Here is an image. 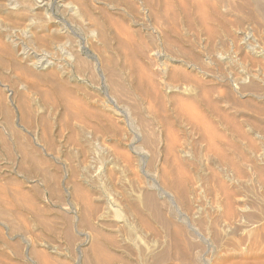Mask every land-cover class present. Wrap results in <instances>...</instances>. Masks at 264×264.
Wrapping results in <instances>:
<instances>
[{
    "label": "rangeland",
    "instance_id": "1",
    "mask_svg": "<svg viewBox=\"0 0 264 264\" xmlns=\"http://www.w3.org/2000/svg\"><path fill=\"white\" fill-rule=\"evenodd\" d=\"M148 1L0 0V264H264V21ZM189 52L206 70L167 90Z\"/></svg>",
    "mask_w": 264,
    "mask_h": 264
},
{
    "label": "bare ground",
    "instance_id": "2",
    "mask_svg": "<svg viewBox=\"0 0 264 264\" xmlns=\"http://www.w3.org/2000/svg\"><path fill=\"white\" fill-rule=\"evenodd\" d=\"M73 1H74V0H73ZM75 1H76L75 3H77L78 6L80 5V7L83 8L84 4L81 2V0H75ZM154 1H155V0H154ZM158 1H159V0H158ZM158 1H157V3L155 4L156 6H154V7H156V8H159V7H160ZM163 1H164V0H163ZM165 1H166V0H165ZM167 1H168V0H167ZM170 1H171V0H169L168 2H170ZM172 1H173V0H172ZM205 1H206V4L209 2V1L207 2V0H205ZM205 1H203L204 4H205ZM230 1H232V0H230ZM234 1H235V0H234ZM234 1H233V2H234ZM237 1H238V0H237ZM239 1L241 2V0H239ZM239 1H238V2H239ZM242 1H243V0H242ZM144 2L146 3V0H144ZM148 2H150V0H149ZM148 2H147V3H148ZM155 2H156V1H155ZM185 2H187V1L185 0ZM190 2H191V1H190ZM190 2H189V3H190ZM194 2H195V0H194ZM200 2H202V0H201ZM238 2H237L234 6H236V5L238 4ZM240 2H239V3H240ZM243 2H244V1H243ZM71 3H72V2H71ZM75 3H73V5H74ZM129 3H131V2H129ZM153 3H154V2H153ZM173 3H176V2L174 1ZM179 3H180V2H179ZM182 3H183V2H182ZM187 3H188V2H187ZM196 3H199V2H196ZM196 3H193L194 5H193V4H190V5H192V6L195 8V10H196V5H195ZM203 3H202V4H203ZM209 3H210V2H209ZM209 3H208V4H209ZM244 3H245V5H246V3H250L251 6H252V5L255 6V8L252 6L253 9H254V10L256 9L254 13H253V12L250 13L251 11H249V14L247 15V18H248V19H250V20L253 21L254 19H256V18L258 19V17H260V18L262 19V21H264V3L260 2V1H257V0H255V1H254V0H252V1H251V0H245ZM244 3H243V4H244ZM160 4H161V3H160ZM163 4H164V3H163ZM168 4H169V3H168ZM171 4H172V2H171ZM171 4H170V5H171ZM177 4H178V3H177ZM185 4H186V3H185ZM204 4L202 5V7L204 6ZM228 4H229V3H228ZM7 5H9V4H7ZM127 5H130V4H127ZM131 5L133 6V4H131ZM151 5H152V4H151ZM175 5H176V4H175ZM186 5H188V4H186ZM190 5H188V6H190ZM197 5H200V3L197 4ZM209 5H211V4H209ZM229 5H230V4H229ZM241 5H242V3H241ZM13 6H16V5L14 4ZM148 6H149V8L151 7L150 5H148ZM161 6H162V5H161ZM179 6H180V4H179ZM184 6H185V5H184ZM231 6H232V4H231ZM237 6H238V5H237ZM237 6H236V8H237ZM242 6H244V5H242ZM246 6H247V8H248V5H246ZM251 6H250V7H251ZM73 7H74V6H73ZM152 7H153V6H152ZM169 7H170V6H169ZM171 7H173V6H171ZM174 7H175V6H174ZM177 7H178V6H176V9H177ZM200 7H201V6H199V8H200ZM239 7H240V4H239ZM250 7H249V8H250ZM70 8H71L72 10H74V9L72 8V4L70 5ZM75 8H76V7H75ZM81 8H80V9H81ZM160 8H161V7H160ZM179 8H180V7H179ZM179 8H178V9H179ZM186 8H187V7H186ZM186 8H185V9H186ZM191 8H192V7H191ZM232 8H233V6H232ZM249 8H248V9H249ZM76 9H77V8H76ZM161 9H163V7H162ZM173 9H175V8H173ZM180 9H184V8L181 7ZM188 9H190V8L188 7ZM188 9H186V10L188 11ZM192 9H193V8H192ZM197 9H198V6H197ZM201 9H202V8H201ZM242 9H243V8H242ZM244 9H245V8H244ZM248 9H246V10H248ZM16 10H17V9H16ZM193 10H194V9H193ZM199 10H200V9H199ZM211 10L213 11V9H211ZM239 10H241V8H240ZM239 10H238V11H239ZM249 10H252V9H249ZM155 11H157V10L155 9ZM155 11H154V12H155ZM159 11H160V10H159ZM164 11H165V9H164L163 12H162L163 14H164ZM175 11H176V10H175ZM175 11H174V12H175ZM183 11H184V10H183ZM183 11H182V12H183ZM190 11H192V10H190ZM200 11H201V10H200ZM215 11H216V9H214V12H215ZM71 12H72V11H71ZM157 12H158V11H157ZM182 12H181V13H182ZM184 12H185V11H184ZM192 12H193V11H192ZM192 12H191V13H192ZM195 12H196V11H195ZM195 12H194V14H193V13H192V14L196 16V14L198 13V11H197L196 14H195ZM203 12H204V11H203ZM214 12H212V13H214ZM216 12H217V11H216ZM18 13H19V12H18ZM99 13H100V12H99ZM155 13H156V12H155ZM167 13H170V14H173V15H174V13H172L171 11H170V12L168 11ZM177 13H178V12H177ZM177 13H176L174 16H172V15H171V16H172V17H175L176 15H178ZM204 13H205V12H204ZM204 13H203V14H204ZM239 13H241V12L239 11ZM242 13H243V11H242ZM104 14H105V13H104ZM149 14H150V13H149ZM149 14H148V15H149ZM159 14H160V13H159ZM170 14H168V15H170ZM183 14H184V13H183ZM185 14H186V13H185ZM185 14H184V15H185ZM199 14H201V12H200ZM203 14H201V15L204 16ZM207 14H208V13H207ZM244 14H245V13H243L242 15H244ZM152 15L154 16V14H152ZM152 15H151V16H152ZM164 15H165V16L167 15V14H166V11H165V14H164ZM168 15H167V16H168ZM184 15H183V16H184ZM190 15H191V14H190ZM197 15H198V14H197ZM149 16H150V15H149ZM155 16H156V15H155ZM158 16H159V15H158ZM202 16H201V17H202ZM205 16H206V15H205ZM205 16H204V17H205ZM110 17H111V16H110ZM178 17H179V16H177V18H178ZM181 17H182V16H181ZM187 17H188V15H187ZM190 17H192V15H191ZM204 17H202L203 20L206 19V17H205V18H204ZM208 17H209V16H208ZM241 17H242V16H241ZM167 18H169V17H166V19H167ZM184 18H186V15H185V17H183V19H184ZM202 18H201V20H202ZM245 18H246V17H245ZM164 19H165V17H164ZM166 19H165V21H166ZM174 19H175V18H174ZM178 19H179V18H178ZM189 19L191 20V18H189ZM199 19H200V17H199ZM208 19H209V18H208ZM261 19L254 20L255 24H256V21H260ZM89 20H90V19H89ZM106 20H107V18H106ZM114 20H116V19H114ZM168 20H169V19H168ZM168 20H167V21H168ZM171 20H172V19H171ZM171 20H170V21H171ZM184 20H185V19H184ZM184 20H183V21H184ZM190 20H188V22H190ZM195 20H197V18H196ZM201 20H198V21H199L198 23L203 24V23H202L203 21H201ZM210 20H211V19H210ZM210 20H209V22H210ZM246 20H247V19H246ZM94 21H95V20H94ZM156 21H157V20H156ZM170 21H169V22H170ZM172 21H173V20H172ZM186 21H187V20H186ZM200 21H201V22H200ZM206 21H207V19H206ZM206 21L204 22V24H205V23L207 24ZM244 21H245V20H244ZM108 22H109V21H108ZM159 22H160V21H159ZM174 22H175V21H174ZM178 22H179V21H178ZM191 22H192V21H191ZM191 22H190V23H191ZM193 22H194V19H193ZM89 23H90V21H89ZM105 23H106V22H105ZM155 23H156V22H155ZM167 23H168V22H167ZM176 23H177V22H175V25H176ZM185 23H186L187 25H189V27L192 26V25H191L192 23H191V24H189V23H187V22H185ZM198 23L196 22V24H198ZM216 23H217V22H216ZM239 23H240V22H239ZM247 23H248V22H247ZM260 23H261V22H260ZM156 24H157V23H156ZM172 24H173V23H172ZM177 24H179V23H177ZM200 24H199V25H200ZM240 24H241V23H240ZM250 24H251V23H250ZM250 24H249V25H250ZM263 24H264V23H263ZM263 24H262V27H264ZM153 25H154V24H153ZM165 25H166V24H165ZM165 25H163V26H165ZM222 25H223V24H222ZM235 25H236V24H235ZM237 25H239L238 22H237ZM241 25H242V24H241ZM94 26H95V27H96V26H99L98 22H97V23L94 22ZM94 26H93V27H94ZM107 26H108V25H107ZM111 26H112V25H111ZM170 26H171V23H170L169 27L167 26V27H168V30H171V31H170V33H171V32H172V29H170ZM173 26H174V25H173ZM177 26H178V25H177ZM201 26H203V25H201ZM205 26H207V25H205ZM251 26H252V25H251ZM25 27H26V26H25ZM95 27H94V28H95ZM156 27H159V26L157 25ZM156 27L154 26L153 29H154V28L156 29ZM167 27H166V28H167ZM175 27H176V26H175ZM242 27H243V25H242ZM22 28H23V27H22ZM172 28H173V27H172ZM203 28H205V27H203ZM203 28H202L201 30H203ZM207 28H208V27H206L205 29H207ZM209 28H210V27H209ZM209 28H208L207 31H209ZM197 29H200V27L197 28ZM211 29H212V28H211ZM159 30H160V29H159ZM174 30H175V29H174ZM174 30H173V33H172V34L175 33ZM185 30H186V29H185ZM201 30H200V31H201ZM213 30H214V29H213ZM222 30H223V29H222ZM52 31H53V30H52ZM58 31H59V30H58ZM187 31H188V30H187ZM251 31H252V30H251ZM127 32H128V31H127ZM161 32H162V31H161ZM204 32H206V30H204ZM211 32H212V34H213V31H212V30L209 31V32L206 33V34L210 37V36H211ZM214 32H215V30H214ZM62 33H63V32H62ZM125 33H126V32H125ZM125 33H124V34H125ZM170 33H169V34H170ZM176 33H177V32H176ZM181 33H182V31H181ZM235 33H236V32H235ZM243 33H244V32H243ZM252 33H253V32H251L250 34H252ZM32 34H33V33H32ZM169 34H168V35H169ZM172 34H171V35H172ZM204 34H205V33H204ZM204 34H203V35H204ZM215 34H216V33H215ZM215 34H214V35H215ZM240 34H242V33L240 32ZM245 34H246V31H245ZM247 34H248V32H247ZM250 34H249V35H250ZM196 35H197V34H196ZM207 35H206V38H205V39H207V38L210 39ZM242 35L245 36L244 34H242ZM124 36H125V35H124ZM127 36H128V34H127ZM130 36H131V35H130ZM162 36H163V35H162ZM172 36H173V35H172ZM175 36H176V38H175L176 41L179 43V42H180L179 40H181V39H180L181 36H180V35H177V34H176ZM198 36H199V34H198ZM33 37H34V36H33ZM53 37H54V35H53ZM128 37H129V36H128ZM166 37H167V35H165V39H166ZM196 37H197V36H196ZM202 37H203V36H202ZM234 37H235V36H234ZM248 37H249V36H247V38H248ZM162 38L164 39V37H162ZM168 38H169V37H168ZM168 38H167V39H168ZM172 38H173V37H172ZM172 38H171V39H172ZM236 38H237V37H235V39H236ZM243 38L246 39V36L243 37ZM47 39H48V38H47ZM129 39L132 40V37H130ZM171 39H170V40H171ZM175 39H173V41H175ZM198 39H199V38H198ZM198 39H196V40H198ZM203 39H204V37H203ZM205 39H204V40H205ZM211 39H214V37H211ZM245 39H244V40H245ZM248 39H249V38H248ZM38 40H39V39H38ZM40 40H41V39H40ZM42 40H43V39H42ZM53 40H54V39H53ZM127 40H128V39H127ZM168 40H169V39H168ZM168 40H167V41H168ZM242 40H243V39H242ZM124 41H126V40H124ZM163 41H164V40H163ZM176 41H175V42H176ZM205 41H206V40H205ZM205 41H204V42H205ZM207 41H208V40H207ZM209 41H211V40H209ZM233 41H235V40L233 39ZM236 41L239 42V40H236ZM41 42H42V41H41ZM129 42H130V41H129ZM131 42H132V41H131ZM165 42H166V41H165ZM165 42H163L164 46H165ZM177 42H176V43H177ZM182 42H183V40H182ZM211 42H212V41H211ZM39 43H40V42H39ZM42 43H43V42H42ZM52 43H53V42H52ZM127 43H128V42H127ZM168 43H169V42H168ZM171 43H172V42H171ZM209 43H210V42H209ZM236 43H237V42H236ZM45 44H46V42H45ZM166 44H167V43H166ZM207 44H208V43H206V44L203 45V46L205 47ZM213 44H214V43H213ZM237 44H238V43H237ZM237 44H236V45H237ZM46 45H47V44H46ZM172 45H173V43H172ZM245 45H247V44H245ZM245 45H244V46H245ZM190 46H191V45H190ZM208 46H209V45H208ZM211 46H212V45H211ZM211 46H209V47H211ZM42 47H43V46H42ZM170 47H171V46H170ZM191 47H193V46H191ZM214 47H215V45H214ZM214 47H212V48H214ZM237 47H238V46H237ZM247 47H248V46H247ZM130 48H131V47H130ZM206 48H207V47H205L204 49H206ZM238 48H239V47H238ZM251 48H253V47H251ZM157 49H158V48H157ZM163 49H164V48H163ZM163 49H162V50H163ZM202 49H203V47H202ZM236 49H237V48H236ZM254 49H255V48H254ZM256 49H258V48H256ZM166 50H167V48H166ZM179 50H180V49H179ZM184 50L187 52L186 49H184ZM184 50H182V51H184ZM188 50H189V49H188ZM191 50H192V48H191ZM193 50H195L194 47H193ZM209 50H210V51H209ZM209 50H208V52L205 51V52H206V55H207V56H205L206 59H208V61H213V60L215 61V59L212 60V56H216L219 52L217 53V52H216L217 50L215 49V52L217 53V54L215 55L212 49H209ZM211 50H212V51H211ZM237 50H239V49H237ZM241 50H242V48H241ZM243 50H244V48H243ZM155 51L158 52V50H155ZM171 51H173V49H172ZM182 51L180 50L179 52H182ZM166 52H167V51H166ZM197 52L199 53V51H197ZM240 52H241V51H240ZM245 52L247 53L248 51L245 50ZM249 52H250V51H249ZM163 53H164V52H163ZM171 53L174 54L175 52H174V53L171 52ZM190 53H191V52H189V56L186 55L187 57H184L185 60H183V59L181 58L183 61H178V60H179V56L177 57L178 60H177V59L174 60L175 62H178V64L180 65L179 67H180L181 69H183V68L185 67L184 69H186V70H181V69L178 68V69H179V72L175 71V72L173 73V72H172L173 70L171 69V70H172V71H171V75H172V73H173V75H172L171 77H169L170 75H168V77H169L170 79L167 80L168 82L166 81L167 83L164 84V86L167 87V90H168L169 88H171V89H177V90L181 89V88H180V84H178V83L185 84V85H186V83H188L187 85H189V83L192 82V85L194 86V84L197 83V82H195L196 79H197V78L195 79V77H196V76H194L195 73H198V71H202V70L204 71V70H206V69L204 68L205 66L203 67V64H202V63H204L205 60L202 62V61H201L202 59H201L200 57H198V55H197V56H196V55H193L194 53H193L192 55H190ZM198 53H197V54H198ZM200 53H202V52H200ZM155 54H156V53H155ZM177 54H178V53H177ZM179 54H181V53H179ZM179 54H178V55H179ZM182 54L184 55L185 53L182 52ZM187 54H188V53H187ZM195 54H196V53H195ZM204 54H205V53H204ZM204 54H203V55H204ZM222 54H223V53H222ZM252 54H253V53H252ZM170 55H171V54H170ZM250 55H251V52H250ZM165 56H166V55H165ZM167 56H168V55H167ZM172 56L175 57L174 55H172ZM201 56H202V55H201ZM219 56H220V54H219ZM173 57H172V58H173ZM181 57H182V56H181ZM221 57H222V56H221ZM221 57H220V60H221ZM251 57H252V56H251ZM175 58H176V57H175ZM199 58H200L201 60H199ZM202 58H203V57H202ZM217 58H218V57H217ZM21 59H22V58H21ZM170 59H171V58H170ZM218 59H219V58H218ZM218 59H216V60H217L216 62L219 61ZM245 59H246V58H245ZM38 60H39V59H38ZM172 60H173V59H172ZM40 61H41V59L39 60V62H40ZM199 61H201L202 63H200ZM244 61H245V60H244ZM244 61H243V62H244ZM249 61H250V63L248 64V67H249V70H250V72H251L252 74H253V72H256L257 70H259V68L264 70V64L262 65V64L257 63L258 60L252 58V59H250ZM249 61H248V62H249ZM259 61H262V59H260ZM32 62H33V61H32ZM34 62H35V61H34ZM36 62H38V61H36ZM216 62H215V63H216ZM205 63H206V62H205ZM246 63H247V62H246ZM246 63H245V64H246ZM261 63H262V62H261ZM206 65L208 66L209 64H206ZM43 66H44V65H43ZM136 67H137V66H136ZM138 68H139V67H138ZM172 68H173V67H172ZM245 68H246V70H247V67H245ZM256 68H258V69H256ZM174 70H176V69H174ZM180 70L182 71V73H180ZM255 70H256V71H255ZM142 71H143V70H142ZM138 72H139V71H138ZM250 72H249V73H250ZM259 72H260V71H259ZM261 72H262V71H261ZM66 73H67V72H66ZM191 73H194V75H192ZM246 73H247V72H246ZM256 73H258V71H257ZM260 74H261V73H259V75H260ZM145 75H146V74H145ZM255 75H256V74H255ZM255 75H254V76H255ZM246 76H247V75H246ZM246 76H245V77H246ZM262 76H263V75L261 74V77H262ZM140 77H141V76H140ZM153 77H154V76H153ZM164 77H165V76H164ZM250 77H251V76H250ZM257 77H259V76H257ZM152 79H153V78H152ZM262 79H263V78H262ZM150 80H151V79H150ZM193 81H194L195 83H193ZM256 81H257V79H256ZM156 82H157V81H156ZM258 82H259V81H258ZM62 83H63V82H62ZM150 83H153V82L150 81ZM198 83H200V82H198ZM203 83H204V82H202V84H203ZM254 83H255V81H254ZM256 83H257V82H256ZM262 83H263V82H262ZM154 84H155V83H154ZM200 84H201V83H200ZM263 84H264V83H263ZM138 85H139V83H138ZM195 85H196V84H195ZM198 85H199V84H198ZM198 85H197V86H198ZM255 85H256V84H255ZM204 86H205V85H204ZM251 86H252V85H251ZM138 87H139V86H138ZM140 87H141V86H140ZM140 87H139V88H140ZM158 87H160L158 83H157V85H156V84H155V85H152V84H151V88H152L151 90H152V93H153V96H154V97H156V95H161L160 92H162V91H160V89H164V88H165V87H164V88H159V90H158V89H157ZM161 87H162V86H161ZM194 87H195V86H194ZM244 87H245V86H244ZM246 87H247V86H246ZM252 87H253V86H252ZM252 87H251V88H252ZM254 87H255V86H254ZM254 87H253V88H254ZM178 88H179V89H178ZM249 88H250V86H249ZM184 89H185V88H184ZM242 89H243V88H242ZM255 89H256V88H255ZM263 89H264V88H263ZM169 90H170V89H169ZM202 90H203V89H202ZM202 90H201V91H202ZM204 90H205V89H204ZM243 90H244V89H243ZM205 91H206V90H205ZM205 91H203L202 93L205 94V93L207 92V91H206V92H205ZM208 91H209V93H210V89H209ZM244 91H245V90H244ZM246 91H249V90L247 89ZM253 91H254V89H253ZM57 93H59V91H57ZM179 93H180V92H179ZM207 94H208V93H207ZM56 95H57V94H56ZM59 95H61V94L59 93ZM59 95H58V96H59ZM205 95H206V94H205ZM208 95H209V94H208ZM208 95H206V96H208ZM175 96H176V95H175ZM203 96H204V95H203ZM203 96H202L201 98H203ZM173 97H174V96H173ZM63 98H64V97H62V100L64 101ZM196 99H197V98H196ZM203 99H207V98H203ZM59 100L61 101V98H59ZM200 100L202 101V99H200ZM207 100H208V99H207ZM207 100H206V101H207ZM196 101H197V100H196ZM198 101H199V100H198ZM198 101H197V102H198ZM203 101H204V100H203ZM208 102H209V101H207V103H208ZM64 103H65V101H64ZM201 103H203V102H200L199 104L201 105ZM205 103H206V102H205ZM207 103H206L207 106L211 104V103H209V104H207ZM202 105H204V104H202ZM181 106H182V105H181ZM204 106H205V105H204ZM178 107H179V106H178ZM189 107H190V106H189ZM192 107H193V106H192ZM185 108H186V107H185ZM185 108H182V110H181V107H180V111H181V113H182L183 111L186 112L187 109H185ZM203 108H204V107H203ZM210 108H211V107H210ZM189 109H190V108H188V110H189ZM192 109H193V108H192ZM194 109H195V108H194ZM261 109H262V108H261ZM177 110H179V109H177ZM262 110L264 111V109H262ZM25 111H26V110H25ZM207 111H208V110H207ZM210 111H211V110H210ZM185 112H184V113H185ZM187 112H189V111H187ZM187 112H186V113H187ZM213 112H214V110H213ZM175 113H176V112H175ZM178 113H180V112H177L176 115H177ZM181 113H180V114H181ZM186 113H185V115H186ZM189 113H191V112H189ZM211 113H212V112H210V114H211ZM187 114H188V113H187ZM192 114H193V113H192ZM185 115H184V116H185ZM194 115H197V114H195V112H194L193 115H189V114L186 115V117H187L186 120H187L188 122L190 121L189 123L196 121V120L198 119L199 116L196 118V116H194ZM108 116H109V115H108ZM177 116H178V115H177ZM180 116H181V115H180ZM180 116H179V117H180ZM182 116H183V115H182ZM184 116H183V117H184ZM183 117H182V120H184V121L186 122V120L183 119ZM186 117H184V118H186ZM164 118H165V117H164ZM180 118H181V117H180ZM176 119H178V118L176 117ZM199 119H200V118H199ZM225 119H226V118H225ZM179 120H180V119H179ZM202 120H203V119H202ZM226 120H227V119H226ZM199 121H200L199 123L204 122V121H201V120H199ZM188 122H186V123H188ZM189 123H188V124H189ZM197 123H198V122H197ZM197 123L195 124V122H194L195 125L199 126L200 124L198 125ZM195 125L193 126V124H192L191 127H195ZM197 126H196V128H197ZM201 127H202V126L200 125V128H201ZM207 128H208V127H207ZM193 129H194V128H193ZM201 129H203V127H202ZM197 130L199 131V129H197ZM205 131H206V130H205ZM205 131H204V132H205ZM173 132H174V131H173ZM196 132H197V131H196ZM204 132H202V133H204ZM208 132H209V131H208ZM205 133H206V132H205ZM204 136H205V135H204ZM217 136H218V135H217ZM204 138H205V137H204ZM206 138L208 139V137H206ZM164 140L166 141V139H164ZM173 142H174V141H173ZM173 142L170 143V144H173V145H174ZM212 143H213V142L211 141V144H212ZM250 143H251V142H250ZM179 144H181V143H179ZM208 144H210V143H208ZM227 144H228V142L226 143V145L224 144V146L227 147ZM175 145L178 146V147H180V146L177 145L176 143H175ZM175 145H174V146H175ZM165 146H167V144H166ZM171 146H172V145H170V147H171ZM176 146H175V147H176ZM181 146H182V145H181ZM208 146L210 147V145H208ZM211 146H214V144H212ZM224 146H223V147H224ZM168 147H169V146H168ZM168 147H166V148L168 149ZM170 147H169V148H170ZM175 147H174V148H175ZM209 147H208V148H209ZM215 147H216V148H215ZM215 147H212V149H214V150H213L214 153H215V150L218 149L217 146H215ZM166 148H165V153L167 152ZM172 148H173V146H172ZM210 148H211V147H210ZM224 148H225V147H224ZM175 149L177 150V147H176ZM175 149H174V150H175ZM180 149H181V147H180ZM226 149H227V148H226ZM226 149H225V150H226ZM170 150H172V149H170ZM207 150H208V149H207ZM210 150H211V149H210ZM220 150H221V149H220ZM220 150L218 149V150H216V152L219 151V152L221 153ZM225 150H224V151H225ZM172 151H173V150H172ZM172 151H171L170 153H168V152H169V150H168V152H167L165 155L171 154ZM177 151H178V150H177ZM205 151H206V150H205ZM126 152H127V151H126ZM173 152H174V151H173ZM175 152H176V151H175ZM208 152L210 153L211 151H208ZM122 153H123V152H122ZM220 153H219V155H220ZM222 153H224V152H222ZM175 154H176V153H175ZM210 154H212V152H211ZM216 154H217V153H216ZM173 155H174V154H172L171 156H172L173 159H175L177 156L175 155L176 157H175V156L173 157ZM222 155H224V154H221V156H222ZM213 156H214V155H213ZM216 156H217V158H219L218 155H216ZM224 156H225V155H224ZM168 157H169V155L167 156V158H168ZM165 158H166V157H165ZM220 158H221V157H220ZM220 158H219V159H220ZM224 158H225V157H224ZM224 158H223V159H224ZM178 159H179V158H178ZM223 159H220V162H221V160L223 161ZM225 159L227 160V158H225ZM164 160H166V159H164ZM167 160H168V159H167ZM179 160L181 161V159H179ZM226 160H224V161H226ZM180 161H179V162H180ZM227 161H228V160H227ZM168 162H169V161H168ZM176 162H178V160H176ZM181 163H182V162H181ZM223 163H224V162H223ZM227 163H228V162H227ZM174 164H175V163H174ZM179 164H180V163H179ZM224 165H225V163H224ZM35 169H36V168H35ZM211 171H212V170H211ZM175 172H176V170H175ZM176 173H177V172H176ZM177 174H178V173H177ZM179 174H180V172H179ZM215 174H216V173H215ZM109 175H110V174H109ZM166 176H167V175H166ZM211 176H212V174H211ZM215 177H216V176H215ZM180 180H181V179H180ZM178 181H179V180H178ZM178 181H177V182H178ZM181 181H183V180H181ZM172 182H173V181H172ZM184 182H185V181H184ZM139 183H140V182H139ZM174 183L176 184L175 181H174ZM174 183H172V184H174ZM168 184H171V182L168 183ZM177 184H178V183H177ZM177 184H176V185H177ZM182 184H183V182L181 183V185L179 184V187L181 186V187H180L181 189L183 188ZM218 184L221 185L220 183H218ZM176 185L171 186V187H174V188H175ZM219 185H218V186H219ZM141 186H142V185H141ZM179 187H178V189H180ZM219 187H220V186H219ZM219 187H218V188H219ZM221 187H222V186H221ZM221 187H220V189H221ZM218 188H217V189H218ZM175 189H177V187H176ZM224 189H225V187H224ZM221 190H222V189H221ZM221 190H219V191H221ZM225 190H226V189H225ZM178 191H179V190H178ZM183 191H184V189H183ZM185 191H187V189H186ZM217 191H218V190H217ZM180 192H181V191H180ZM73 193H74V192H73ZM181 193L183 194V192H181ZM227 193H228V191H227ZM184 194L187 195L186 192H185ZM219 194H220V193H219ZM220 195H221V194H220ZM227 195H228V194H227ZM221 196H223V195H221ZM223 197H224V196H223ZM225 197H226V195H225ZM146 198H147V197H146ZM181 198H182V196H181ZM185 198H186V197H185ZM183 199H184V198H183ZM221 199H222V198H221ZM224 200H225V199H223V201H224ZM121 201H122V200H121ZM225 201H226V200H225ZM227 201H228V200H227ZM221 202H222V201H221ZM221 204H222V203H221ZM226 204H227V202H226ZM222 205H224V204H222ZM94 206H95V205H94ZM225 206L227 207V205H225ZM223 207H224V206H223ZM226 207H225V208H226ZM152 208H153V207H152ZM155 208H156V207H155ZM215 211H216V210H215ZM223 212H224V210H223ZM224 213H225V214H224ZM224 213H223V215H222V218L224 217V215H225L226 218H228V209H227V211L224 212ZM84 217H85V216H84ZM156 218H158V217H156ZM223 220H224V219H223ZM1 221H2V220H1ZM224 221H225V220H224ZM81 240H82V239H81ZM88 247H89V246H88ZM85 248H86V247H85ZM29 254H30V253H29ZM97 254H100V253H97ZM31 255H33V254H31ZM103 255H104V254H103ZM103 255H102V256H103ZM100 256H101V254H100ZM98 257H99V255H98ZM92 258H93V257H92ZM105 263H106V262H105ZM149 263H150V262H149Z\"/></svg>",
    "mask_w": 264,
    "mask_h": 264
}]
</instances>
